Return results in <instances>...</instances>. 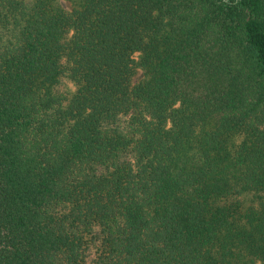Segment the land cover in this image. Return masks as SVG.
Segmentation results:
<instances>
[{
    "label": "trees",
    "instance_id": "obj_1",
    "mask_svg": "<svg viewBox=\"0 0 264 264\" xmlns=\"http://www.w3.org/2000/svg\"><path fill=\"white\" fill-rule=\"evenodd\" d=\"M66 1L0 0V264H264V0Z\"/></svg>",
    "mask_w": 264,
    "mask_h": 264
},
{
    "label": "rangeland",
    "instance_id": "obj_2",
    "mask_svg": "<svg viewBox=\"0 0 264 264\" xmlns=\"http://www.w3.org/2000/svg\"><path fill=\"white\" fill-rule=\"evenodd\" d=\"M60 2L65 6V7H69V3L66 0H60ZM140 77L139 72L137 71V73H135V75L132 78V82H135L136 80H138Z\"/></svg>",
    "mask_w": 264,
    "mask_h": 264
}]
</instances>
